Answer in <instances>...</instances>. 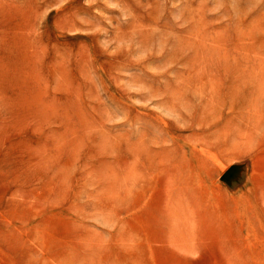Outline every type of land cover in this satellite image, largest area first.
<instances>
[{"label":"rangeland","instance_id":"374dc122","mask_svg":"<svg viewBox=\"0 0 264 264\" xmlns=\"http://www.w3.org/2000/svg\"><path fill=\"white\" fill-rule=\"evenodd\" d=\"M0 264H264V0H0Z\"/></svg>","mask_w":264,"mask_h":264}]
</instances>
